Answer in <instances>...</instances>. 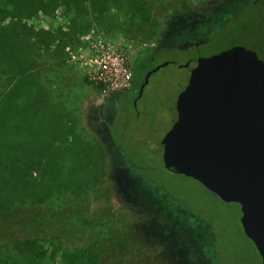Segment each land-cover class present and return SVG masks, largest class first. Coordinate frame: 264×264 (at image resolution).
Segmentation results:
<instances>
[{
	"label": "rangeland",
	"instance_id": "1",
	"mask_svg": "<svg viewBox=\"0 0 264 264\" xmlns=\"http://www.w3.org/2000/svg\"><path fill=\"white\" fill-rule=\"evenodd\" d=\"M2 1L0 264H262L240 206L161 145L195 60L254 47L229 22L246 0Z\"/></svg>",
	"mask_w": 264,
	"mask_h": 264
},
{
	"label": "water",
	"instance_id": "2",
	"mask_svg": "<svg viewBox=\"0 0 264 264\" xmlns=\"http://www.w3.org/2000/svg\"><path fill=\"white\" fill-rule=\"evenodd\" d=\"M235 49L245 60L221 73L208 71L207 57L195 61L196 82L175 94L162 158L171 173L240 206L243 232L264 264V60Z\"/></svg>",
	"mask_w": 264,
	"mask_h": 264
},
{
	"label": "trees",
	"instance_id": "3",
	"mask_svg": "<svg viewBox=\"0 0 264 264\" xmlns=\"http://www.w3.org/2000/svg\"><path fill=\"white\" fill-rule=\"evenodd\" d=\"M247 2H248V6L247 8H245V4ZM7 8H9V5L8 7H5V5H3V1L0 0V26H2L5 18L8 17ZM255 10L258 11V13H257V17L255 18V21L252 22L253 20L250 17L251 16L250 14L251 12L253 13ZM263 10H264V0H246L243 4H241L237 8L236 11H238L239 13L235 14V16L229 21V22H235L238 19H241V20L243 19V21L241 22L242 27L240 28L238 27V29L240 30L239 33L243 36L244 39L254 38L253 46L258 51L259 55L262 53L264 54V18L263 16H261ZM240 14H243L244 16L243 15L239 16ZM252 27H255V28H252ZM234 45H232L231 48H233ZM136 76H137V72H135L133 75L131 87L125 90L124 92L131 90L135 86Z\"/></svg>",
	"mask_w": 264,
	"mask_h": 264
},
{
	"label": "flooded vegetation",
	"instance_id": "4",
	"mask_svg": "<svg viewBox=\"0 0 264 264\" xmlns=\"http://www.w3.org/2000/svg\"><path fill=\"white\" fill-rule=\"evenodd\" d=\"M239 7V6H238ZM236 10V9H235ZM234 10V11H235ZM233 12V11H232ZM206 44H208V43H206ZM236 46L234 45L233 46V48H235ZM249 49H253V50H255L257 53H258V51L253 47V48H249ZM258 55H259V53H258ZM217 55L216 54H213V55H211V56H208L207 58H209V61H208V63H207V65L216 57ZM245 56V55H244ZM259 57H260V55H259ZM246 58V57H245ZM261 58V57H260ZM245 60V59H244ZM264 60V59H263ZM196 61V60H195ZM194 66H195V64H194ZM195 71H196V73H197V76H198V71L195 69ZM196 80H197V77H196V79L193 81V83H195L196 82ZM120 99V97L117 95V96H114V97H109V101L108 102H110V105H109V107H105V108H107L106 109V111L107 112H109V111H111L112 113H114V111L116 110V105H117V102H118V100ZM174 117V116H173ZM101 119V118H100ZM173 119V118H172ZM108 121V120H107ZM111 123H110V129H109V134H111L112 133V128L114 127V118L112 117V120L110 121Z\"/></svg>",
	"mask_w": 264,
	"mask_h": 264
}]
</instances>
